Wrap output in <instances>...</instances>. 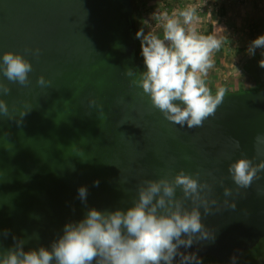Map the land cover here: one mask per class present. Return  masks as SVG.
<instances>
[{
    "label": "water",
    "instance_id": "1",
    "mask_svg": "<svg viewBox=\"0 0 264 264\" xmlns=\"http://www.w3.org/2000/svg\"><path fill=\"white\" fill-rule=\"evenodd\" d=\"M136 33L131 0H0V56L24 53L33 65L30 84H10L11 93L0 97L13 117L0 114V147L13 145L0 148V232L11 230L0 238L4 248L13 245V236L34 234L39 240L26 250L50 247L64 225L88 209H127L142 180L181 169L200 171L201 181L208 171L226 178L215 186L219 205L208 215L201 208L215 239L182 251L230 264L264 237V172L239 195L228 173L230 163L255 155L254 138L264 132V83L226 91L202 127L181 128L125 74L129 67L141 70L133 59ZM29 47L41 49L39 58L25 51ZM41 75L50 86L37 84ZM92 99L102 111L90 105ZM21 112L28 113L18 124ZM81 186L88 189L86 204L78 198ZM224 187L233 189L227 199L237 202L235 209L224 206Z\"/></svg>",
    "mask_w": 264,
    "mask_h": 264
},
{
    "label": "clouds",
    "instance_id": "2",
    "mask_svg": "<svg viewBox=\"0 0 264 264\" xmlns=\"http://www.w3.org/2000/svg\"><path fill=\"white\" fill-rule=\"evenodd\" d=\"M152 20L159 31L141 28L136 33L140 41L143 69L127 68L125 74L130 84L142 89L151 106L169 122L192 129L202 127L204 121L214 117L218 106L226 96V88L220 87L213 94L207 77L214 67V54L223 47L227 35L201 32L198 28L199 11L193 4H185L172 11L157 9ZM116 48L122 45L117 43ZM256 49L264 50V35L254 39L247 52L254 56ZM26 52L39 58L41 49L26 48ZM264 56V51L261 53ZM259 66L264 68V59ZM33 70L24 53L4 52L0 56V97L11 93L10 84L27 86L29 73ZM5 78L10 83H5ZM102 83V82H100ZM41 87L51 81L41 75L37 80ZM70 101H66L68 103ZM91 106H98L96 99ZM30 112V111H28ZM28 112H21V119ZM0 114L13 119L7 101L0 98ZM10 135V133H6ZM236 148L239 140H234ZM12 143L4 144L9 150ZM72 148H77L73 143ZM255 155H246L228 166V173L239 195L241 189H248L261 178L264 172V132L254 138ZM83 153V149L79 148ZM190 159V157H185ZM259 160V163L254 161ZM186 172L181 169L174 176L161 175L158 179H145L138 185V197L127 209L98 210L90 208L84 218L68 222L63 234L51 242L50 247L39 246L26 250L31 240H39L38 234L26 239L13 236V245L4 248L0 242V264H202L197 253H186L194 243L215 239V234L202 222L203 215L213 212L219 205L214 195L216 184L224 185L226 178H217L213 172ZM207 177H211V182ZM96 186L99 181L94 182ZM181 195H177V190ZM264 194V193H261ZM88 189L81 186L78 198L87 203ZM233 195L231 187H224V206L235 209L237 202L229 201ZM190 205L188 206V202ZM217 211L219 208L217 207ZM11 230L0 232V238H7ZM178 258V259H177ZM231 264H238L234 255Z\"/></svg>",
    "mask_w": 264,
    "mask_h": 264
},
{
    "label": "rangeland",
    "instance_id": "3",
    "mask_svg": "<svg viewBox=\"0 0 264 264\" xmlns=\"http://www.w3.org/2000/svg\"><path fill=\"white\" fill-rule=\"evenodd\" d=\"M142 5V28L159 31L152 20L157 9L172 11L185 4L197 6L199 11L198 28L211 33L214 29L227 38L221 50L214 54V67L207 77L208 86L215 93L220 87L226 90L253 88L254 79L241 68V57L245 56L250 43L264 35V0H138ZM260 23L261 34L249 36V25ZM262 49H256L259 53ZM246 57V56H245ZM264 252V237L251 249L242 252L240 260L247 264H257L251 257ZM264 264V260L260 262ZM214 264V263H213Z\"/></svg>",
    "mask_w": 264,
    "mask_h": 264
},
{
    "label": "trees",
    "instance_id": "4",
    "mask_svg": "<svg viewBox=\"0 0 264 264\" xmlns=\"http://www.w3.org/2000/svg\"><path fill=\"white\" fill-rule=\"evenodd\" d=\"M132 5V13H133V22L135 25V29L138 32L142 28V20H143V11L142 5L138 0H131ZM262 26L260 23L252 22L249 25V36L255 38L261 34ZM261 50L259 53H255L254 56L249 55L246 52L245 56L241 57V68L248 73L255 81V86L253 88L260 89L263 87L264 83V68L259 66V62L261 59H264V56L261 55ZM141 47L140 41H138V46L133 53L134 61L140 66L141 70L143 69V58L141 56ZM215 94V93H213ZM202 264H207L212 261L214 264H226L219 262L214 257L210 255H206L202 257ZM239 264H247L246 262H242L241 260L238 262ZM255 263V262H254Z\"/></svg>",
    "mask_w": 264,
    "mask_h": 264
},
{
    "label": "flooded vegetation",
    "instance_id": "5",
    "mask_svg": "<svg viewBox=\"0 0 264 264\" xmlns=\"http://www.w3.org/2000/svg\"><path fill=\"white\" fill-rule=\"evenodd\" d=\"M258 89V88H257ZM263 238V237H262ZM261 238V239H262ZM260 239V240H261ZM259 240V241H260ZM202 259V258H201ZM251 260L253 261V262H255V263H257V264H261L260 262L261 261H263L264 260V252H262V253H258V254H256V255H254V256H252L251 257ZM240 261V259L238 260V262ZM220 262V261H219ZM222 263H224V262H222ZM207 264H213V262L212 261H210L209 263H207ZM226 264H228V263H226ZM231 264V263H230ZM239 264V263H238Z\"/></svg>",
    "mask_w": 264,
    "mask_h": 264
}]
</instances>
